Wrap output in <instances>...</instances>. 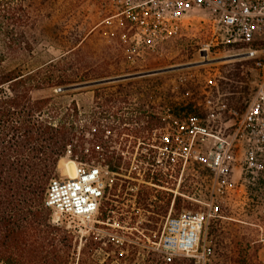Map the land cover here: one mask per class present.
I'll use <instances>...</instances> for the list:
<instances>
[{"label": "rangeland", "instance_id": "rangeland-1", "mask_svg": "<svg viewBox=\"0 0 264 264\" xmlns=\"http://www.w3.org/2000/svg\"><path fill=\"white\" fill-rule=\"evenodd\" d=\"M32 1L36 23L30 33L34 49L13 64L21 63L32 69L50 60L64 59L65 62H74L78 78L87 74L91 78L87 82L191 64L81 88L60 90V86H57L33 93L36 97L54 95L61 105L76 101L81 110L89 112L96 105L95 95L98 91L99 103L106 98L116 100L126 97L130 103L119 105L130 109L144 107L148 113L154 114L158 119L153 121L150 129L143 130V136L134 147L131 143L136 138L129 136L130 141L126 145L112 144L111 150L124 157L123 168L120 169L122 173L129 172L130 161L142 152V142H152L155 130L173 125L171 114L177 108L188 106L193 113L199 114L201 108L198 103L204 100L206 94H210L221 96L220 101L228 107L242 111L245 100L251 94L254 72L250 62L230 56L237 53L231 47L214 45L213 29L209 23H202L200 18L188 20L186 23L189 27L184 29V34L165 44L159 54L142 58L122 40L120 30L106 22L118 9L116 0ZM203 47H209V63H201ZM72 48H76L75 54L70 53ZM96 77L98 79H94ZM212 82H218L219 92L211 88ZM112 103L108 104L112 106ZM185 114L188 111L185 110ZM146 124L143 119L132 127L142 129ZM123 146L126 147L124 150ZM70 160L76 164L80 161L67 151L50 179L70 176L66 169ZM86 162L106 164L100 157L87 159ZM48 183L42 195L45 209L39 212V219L50 225L47 234L54 232L55 250L68 258V264H78L80 257L85 258L87 254L83 255V250L90 253L98 264H166L152 249L149 237L151 230H158L163 225L173 202V213L200 211L208 216L206 238L208 242L211 240L214 255L207 264H262L259 240L264 235V220L257 199L252 200L250 197L253 195H246L244 188L238 185L230 186L222 194L212 178L193 165L185 170L182 178L177 176L165 184L174 192L142 186L135 193L129 189L130 184L120 181L121 186L117 185L111 190L103 201L100 218L107 217L111 210H115V216L121 218L126 226L134 227L126 233L131 241L123 247L114 245L107 236L98 238L101 234H95L92 228L78 219L57 217L45 205ZM209 212L213 215L209 216ZM51 247L46 244V249ZM173 264L198 263L182 258Z\"/></svg>", "mask_w": 264, "mask_h": 264}, {"label": "built area", "instance_id": "built-area-1", "mask_svg": "<svg viewBox=\"0 0 264 264\" xmlns=\"http://www.w3.org/2000/svg\"><path fill=\"white\" fill-rule=\"evenodd\" d=\"M116 5L117 11L106 22L120 30L122 40L142 58L159 54L165 44L182 36L188 20L197 17L209 23L214 45L231 47L237 53L230 56L250 62L254 72L251 94L242 111L228 107L219 95L206 94L198 103L199 114H171L173 125L155 130L152 142H142V152L130 161L128 173L111 170L107 164L79 161L74 178L50 179L46 207L57 217L80 220L101 234L100 239L107 236L114 245L127 246L131 240L126 233L134 227L126 226L115 210L100 218L111 190L121 186L120 181L130 184L135 193L142 186L174 192L165 184L182 178L193 165L206 172L222 194L230 186L244 188L261 205L264 220V0H116ZM209 47L201 48V63L211 61ZM211 88L220 91L218 82H212ZM173 210L174 202L163 225L151 230L152 249L166 264L182 258L207 264L214 255L211 240L206 238L208 216ZM259 242L264 264V235Z\"/></svg>", "mask_w": 264, "mask_h": 264}, {"label": "trees", "instance_id": "trees-1", "mask_svg": "<svg viewBox=\"0 0 264 264\" xmlns=\"http://www.w3.org/2000/svg\"><path fill=\"white\" fill-rule=\"evenodd\" d=\"M32 8V0H0V264H68V258L55 250L54 232L47 234L50 225L39 219L45 209L42 195L60 158L67 151L80 161L100 157L111 170L120 171L124 157L111 150L112 144L126 145L134 137V147L143 130L158 118L144 107L119 105L130 103L126 97L99 103L98 91L89 112L76 101L61 105L54 95L34 96L35 91L57 86L71 89L91 78L87 74L78 78L74 62L64 59L32 69L13 64L33 52ZM75 49L70 53L75 54ZM185 110L192 112L187 106L172 114L180 117ZM143 119L144 128L132 127ZM46 244L52 247L46 249ZM82 254L87 255L78 264H98L90 253Z\"/></svg>", "mask_w": 264, "mask_h": 264}, {"label": "water", "instance_id": "water-1", "mask_svg": "<svg viewBox=\"0 0 264 264\" xmlns=\"http://www.w3.org/2000/svg\"><path fill=\"white\" fill-rule=\"evenodd\" d=\"M187 65H191V64H185V65H182V66H175V67L166 68V69H163V70H155V71L145 72V73H141V74L118 76V77L106 78V79H102V80H96V81H93V82L80 83V84H76V85L72 86L71 88H81V87H85V86H89V85H93V84H99V83H103V82L115 81V80L123 79V78H129V77H132V76L147 75V74H151V73H157V72H160V71L176 69V68H179V67H185Z\"/></svg>", "mask_w": 264, "mask_h": 264}, {"label": "bare ground", "instance_id": "bare-ground-1", "mask_svg": "<svg viewBox=\"0 0 264 264\" xmlns=\"http://www.w3.org/2000/svg\"><path fill=\"white\" fill-rule=\"evenodd\" d=\"M76 162L74 160H70L66 164L67 174L70 175L68 177L74 178L76 176Z\"/></svg>", "mask_w": 264, "mask_h": 264}]
</instances>
